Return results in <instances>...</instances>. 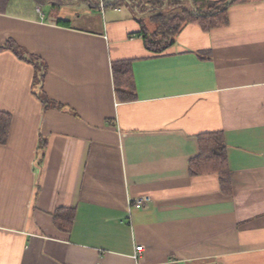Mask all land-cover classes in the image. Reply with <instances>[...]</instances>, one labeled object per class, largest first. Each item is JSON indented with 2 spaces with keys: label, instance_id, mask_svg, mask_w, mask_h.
Returning a JSON list of instances; mask_svg holds the SVG:
<instances>
[{
  "label": "crops",
  "instance_id": "crops-1",
  "mask_svg": "<svg viewBox=\"0 0 264 264\" xmlns=\"http://www.w3.org/2000/svg\"><path fill=\"white\" fill-rule=\"evenodd\" d=\"M101 2L0 12V45L34 59L0 50V264H264V0L209 31L184 24L161 53L132 7ZM208 132L223 135L227 190L190 172Z\"/></svg>",
  "mask_w": 264,
  "mask_h": 264
},
{
  "label": "trees",
  "instance_id": "trees-1",
  "mask_svg": "<svg viewBox=\"0 0 264 264\" xmlns=\"http://www.w3.org/2000/svg\"><path fill=\"white\" fill-rule=\"evenodd\" d=\"M91 5H98L99 0H85ZM255 0H103V6H114L125 3L132 7L141 26V36L145 48L152 53H161L168 49L175 41V36L181 27L189 22L198 23L202 29L209 31L224 26L227 21L228 7L234 3ZM66 3V0H0V12L14 11L29 14L36 12V6H50L55 9ZM96 3V4H95ZM148 16L155 24L149 29L142 19ZM9 49L19 57H27V53L13 42L0 45V50ZM33 58V57H32ZM30 59L33 62L34 59ZM116 96L119 100L130 101L135 98L134 85L130 75L128 61L113 62ZM11 116L0 111V143L7 138ZM200 154L190 161V172L215 170L219 174L223 190L230 188V169L227 164L225 143L221 132H208L198 136ZM65 212H67L65 214ZM57 212L55 219L58 223L62 218L68 226L72 223V210ZM60 217V218H59Z\"/></svg>",
  "mask_w": 264,
  "mask_h": 264
},
{
  "label": "built area",
  "instance_id": "built-area-1",
  "mask_svg": "<svg viewBox=\"0 0 264 264\" xmlns=\"http://www.w3.org/2000/svg\"><path fill=\"white\" fill-rule=\"evenodd\" d=\"M103 3V2H101ZM37 11L40 13V15H42L41 11L39 9H37ZM150 197L149 196H142L139 198L134 199L131 204L132 206L136 207V208H144L146 207L147 203L150 201ZM142 245L136 246L135 250L136 251H140L142 250Z\"/></svg>",
  "mask_w": 264,
  "mask_h": 264
},
{
  "label": "water",
  "instance_id": "water-1",
  "mask_svg": "<svg viewBox=\"0 0 264 264\" xmlns=\"http://www.w3.org/2000/svg\"><path fill=\"white\" fill-rule=\"evenodd\" d=\"M107 1H112V0H107Z\"/></svg>",
  "mask_w": 264,
  "mask_h": 264
},
{
  "label": "rangeland",
  "instance_id": "rangeland-1",
  "mask_svg": "<svg viewBox=\"0 0 264 264\" xmlns=\"http://www.w3.org/2000/svg\"><path fill=\"white\" fill-rule=\"evenodd\" d=\"M145 19H147V18L145 17Z\"/></svg>",
  "mask_w": 264,
  "mask_h": 264
}]
</instances>
